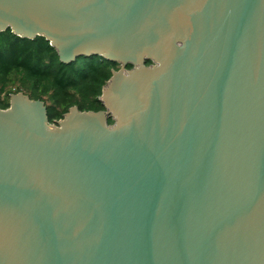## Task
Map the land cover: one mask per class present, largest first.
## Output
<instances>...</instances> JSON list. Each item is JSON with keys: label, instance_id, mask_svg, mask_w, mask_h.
Segmentation results:
<instances>
[{"label": "water", "instance_id": "obj_1", "mask_svg": "<svg viewBox=\"0 0 264 264\" xmlns=\"http://www.w3.org/2000/svg\"><path fill=\"white\" fill-rule=\"evenodd\" d=\"M116 64L100 111L0 109V264H264V0H0V33Z\"/></svg>", "mask_w": 264, "mask_h": 264}, {"label": "trees", "instance_id": "obj_2", "mask_svg": "<svg viewBox=\"0 0 264 264\" xmlns=\"http://www.w3.org/2000/svg\"><path fill=\"white\" fill-rule=\"evenodd\" d=\"M116 64L100 57L81 58L71 64L60 62L56 50L46 39H21L11 30L0 33V93L19 85L33 100L47 98L49 120H62L72 107L81 111H100L103 87L117 70ZM11 96V94H10ZM1 102L0 109H8Z\"/></svg>", "mask_w": 264, "mask_h": 264}, {"label": "rangeland", "instance_id": "obj_3", "mask_svg": "<svg viewBox=\"0 0 264 264\" xmlns=\"http://www.w3.org/2000/svg\"><path fill=\"white\" fill-rule=\"evenodd\" d=\"M20 86L17 84L15 85L14 87H10L7 89V92L5 93H0V100L1 102H4V103H7L8 100H9V103H10V94L13 95V94H18L17 93V89L19 88ZM25 93L26 95H28L27 93V90L23 91L21 90L19 93ZM46 102V104L49 106V105H52L47 98H44V100Z\"/></svg>", "mask_w": 264, "mask_h": 264}, {"label": "flooded vegetation", "instance_id": "obj_4", "mask_svg": "<svg viewBox=\"0 0 264 264\" xmlns=\"http://www.w3.org/2000/svg\"><path fill=\"white\" fill-rule=\"evenodd\" d=\"M48 110H49V106H48ZM58 121H60V120H56V121H54L53 123H57Z\"/></svg>", "mask_w": 264, "mask_h": 264}]
</instances>
